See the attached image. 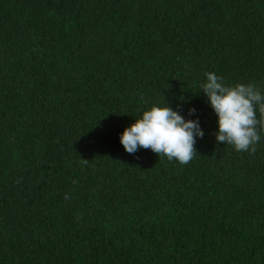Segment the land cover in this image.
<instances>
[{"label": "trees", "instance_id": "trees-1", "mask_svg": "<svg viewBox=\"0 0 264 264\" xmlns=\"http://www.w3.org/2000/svg\"><path fill=\"white\" fill-rule=\"evenodd\" d=\"M0 264H264V0H0Z\"/></svg>", "mask_w": 264, "mask_h": 264}]
</instances>
